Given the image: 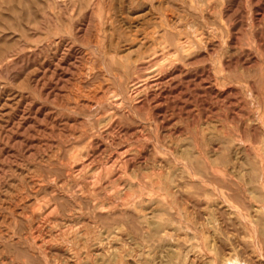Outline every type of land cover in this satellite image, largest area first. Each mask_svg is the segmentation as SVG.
<instances>
[{"label":"rangeland","instance_id":"rangeland-1","mask_svg":"<svg viewBox=\"0 0 264 264\" xmlns=\"http://www.w3.org/2000/svg\"><path fill=\"white\" fill-rule=\"evenodd\" d=\"M263 223L264 0H0V264H256Z\"/></svg>","mask_w":264,"mask_h":264},{"label":"bare ground","instance_id":"bare-ground-1","mask_svg":"<svg viewBox=\"0 0 264 264\" xmlns=\"http://www.w3.org/2000/svg\"><path fill=\"white\" fill-rule=\"evenodd\" d=\"M181 43V42H180ZM181 44H183V43H181ZM183 47H184V45H182ZM181 46V47H182ZM180 47V48H181ZM136 85V84H135ZM235 144V143H234ZM236 148V147H235ZM236 150V149H235ZM237 151V150H236ZM232 163H234V162H232ZM255 164V163H254ZM229 166V165H228ZM255 166V165H254ZM258 166V165H257ZM239 167V166H238ZM244 167V166H243ZM243 167H241V168H243ZM231 168V167H230ZM235 168V167H234ZM260 169V168H259ZM252 170V169H251ZM235 172V171H234ZM256 173V172H255ZM257 174V173H256ZM261 174V173H260ZM178 186V185H177ZM175 187V186H174ZM251 191H253V190H251ZM251 194V193H250ZM260 199V198H259ZM263 199V198H262ZM261 201H263V200H261ZM260 204V203H259ZM253 212H255V217L256 216H259V215H261L262 214V210L261 209H259V208H255V210H253ZM252 217V216H251ZM250 217V218H251ZM253 223V222H252ZM136 225V224H135ZM254 226V225H253ZM256 226V225H255ZM257 227V226H256ZM132 228V227H131ZM163 228V227H162ZM132 230V229H131ZM254 231V230H253ZM257 231L258 232H260V234H262V235H264V223L262 224V225H259V228L257 227ZM123 235V234H122ZM256 235H258V234H256ZM255 237H257V236H255ZM251 238H252V236H251ZM104 239V238H103ZM102 239V240H103ZM256 239V238H255ZM86 240H88V238L86 237ZM257 240V239H256ZM82 242L80 241L79 242V244H81ZM86 243V242H85ZM85 243H83V244H85ZM257 243V242H256ZM139 244H140V242H139ZM208 245L210 244V243H207ZM213 244H217L216 243V241L214 240L213 241ZM212 244V245H213ZM258 244V243H257ZM145 245V244H144ZM78 246V245H77ZM258 246V245H257ZM256 246V247H257ZM99 248V247H98ZM107 248V247H106ZM133 248H135V247H133ZM178 248H179V246H178ZM136 249V248H135ZM258 250L260 251L259 252V257L257 258V260H258V262L256 263V264H263V262H261V260L260 259H263V257H264V249L263 248H260L259 249V247H258ZM105 251V250H104ZM151 251V250H150ZM164 251V250H163ZM98 252H99V249H98ZM149 252V251H148ZM177 252V251H176ZM73 253V252H72ZM184 252H182V251H180L179 253H178V255H177V261L175 262V264H198L199 262L197 261V259H196V256H194V255H192L191 253H185V254H183ZM76 254V253H75ZM74 254V255H75ZM153 254V253H152ZM255 254H257V253H255ZM141 255V254H140ZM229 255H231V253L229 252V253H225L224 254V256L222 255L221 256V259H220V264H241V261L238 259V258H236V259H233V256H229ZM73 256V255H72ZM75 257H76V255H75ZM167 257V256H166ZM252 258V257H251ZM74 259V258H73ZM86 260V259H85ZM235 261V262H234ZM256 261V260H255ZM72 262V261H71ZM95 262H96V264H126V258H125V256L121 253V252H119V250L117 249L116 251H115V253L114 252H112V253H110L109 254V256L107 255V254H105V253H102V252H100V253H97L96 254V256H95ZM160 262H161V260H160ZM166 262V261H165ZM164 262V263H165ZM69 263V262H68ZM74 263H75V261H74ZM77 263V262H76ZM71 264V263H70ZM86 264V263H85Z\"/></svg>","mask_w":264,"mask_h":264}]
</instances>
